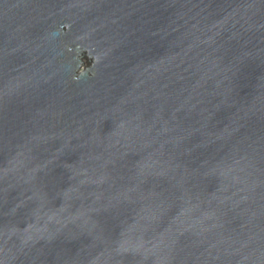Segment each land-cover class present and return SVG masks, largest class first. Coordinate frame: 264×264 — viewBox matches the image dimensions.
Segmentation results:
<instances>
[{"label": "water", "instance_id": "water-1", "mask_svg": "<svg viewBox=\"0 0 264 264\" xmlns=\"http://www.w3.org/2000/svg\"><path fill=\"white\" fill-rule=\"evenodd\" d=\"M0 264H264V0H0Z\"/></svg>", "mask_w": 264, "mask_h": 264}]
</instances>
